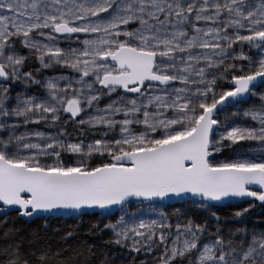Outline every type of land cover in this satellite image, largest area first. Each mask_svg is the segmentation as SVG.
Masks as SVG:
<instances>
[{"label":"snow or ice","instance_id":"6c2138e0","mask_svg":"<svg viewBox=\"0 0 264 264\" xmlns=\"http://www.w3.org/2000/svg\"><path fill=\"white\" fill-rule=\"evenodd\" d=\"M235 201L231 224L164 211ZM257 202L264 0H0V214L118 213L109 243L152 264H264ZM0 223V264L85 255Z\"/></svg>","mask_w":264,"mask_h":264},{"label":"trees","instance_id":"16d2710c","mask_svg":"<svg viewBox=\"0 0 264 264\" xmlns=\"http://www.w3.org/2000/svg\"><path fill=\"white\" fill-rule=\"evenodd\" d=\"M41 127L46 129L43 125ZM231 205L237 206L234 204ZM261 211H264V208L257 202L245 214L243 219L248 224L247 227H255L258 231L264 229V221H256L253 218V216ZM4 220H7L6 227L18 229L22 235L32 237L36 240L32 248L37 254L40 251L50 250L52 253L60 251L63 256H72L77 251H83L85 255L76 257L74 264H84L86 257L87 264H103L104 261H107V264H111V262L113 264H138L136 258H132L125 263L119 260H113L115 255L121 259H127V253L117 245L109 243L110 240L104 239L101 236L97 226V216L95 215H88L82 218H57L54 220L58 221V223L47 225L45 223L53 220L40 219L32 223H26L13 212L7 214V216L0 215V222ZM3 227L5 225L0 223V229H3ZM69 232L73 234L72 237L67 240L63 239Z\"/></svg>","mask_w":264,"mask_h":264},{"label":"rangeland","instance_id":"374dc122","mask_svg":"<svg viewBox=\"0 0 264 264\" xmlns=\"http://www.w3.org/2000/svg\"><path fill=\"white\" fill-rule=\"evenodd\" d=\"M41 130L49 131V130L43 129L42 127H41ZM234 205H237V206L230 205V206H225L222 208H215L212 210H207V209L199 208L196 206L183 205V204L179 203V204L175 205V207H170V208L164 209V211H166L172 217L173 220H175L178 210L180 213H183L184 215H187V216L194 217L198 220H203V219L211 220V211H215L221 217L222 221L227 220L229 222V224H231L233 222L232 221L233 213L236 210L248 207V204H243V205L234 204ZM137 210H138V206H136V205H132L130 208V211H137ZM117 216H118V213H114L113 215H99V216H97V226H98V229L100 230L101 236L104 239H108V240L112 239V234L110 232L104 230V225L109 223V222H114L115 219L117 218ZM253 218L256 221H264V211L257 213L255 216H253ZM52 220L53 221L47 222L45 224L49 225L52 223H58V221H56L54 219H52ZM242 220H243V225L247 226L248 224H246L245 220L243 218H242ZM75 222H77V221H75ZM119 248L121 250H124L127 253V259L126 258L121 259L115 255L113 260H119L120 262L125 263V262H128L129 260H131L132 258H136L138 260V264H142V262H144V261H147L148 264H152V257L145 255L143 252L137 254V253L130 252L126 248H122V247H119ZM111 264H113V263L111 262Z\"/></svg>","mask_w":264,"mask_h":264},{"label":"water","instance_id":"95a60500","mask_svg":"<svg viewBox=\"0 0 264 264\" xmlns=\"http://www.w3.org/2000/svg\"><path fill=\"white\" fill-rule=\"evenodd\" d=\"M174 204H178V202H173ZM233 203H238V204H242V203H247L246 201L245 202H241V201H235V202H233ZM232 204V203H231ZM229 205V204H228ZM223 206H227V205H223ZM223 206H218L217 208H219V207H223ZM12 212H14V211H11V210H9L8 211V214H10V213H12ZM0 215H2V214H0ZM94 216V215H102V214H100V212H99V210H97L95 213H89V214H87V215H62V216H59V217H82V216ZM54 218H58V217H54ZM26 223H32V222H34V221H36V220H40V219H35V218H33V219H27V218H22Z\"/></svg>","mask_w":264,"mask_h":264}]
</instances>
